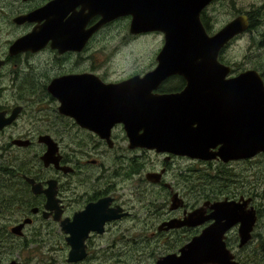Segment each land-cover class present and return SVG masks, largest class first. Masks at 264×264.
<instances>
[{
  "label": "water",
  "instance_id": "1",
  "mask_svg": "<svg viewBox=\"0 0 264 264\" xmlns=\"http://www.w3.org/2000/svg\"><path fill=\"white\" fill-rule=\"evenodd\" d=\"M209 2L211 0H54L27 17L28 21L41 24L18 39L10 51L15 54L37 51L48 42L60 53L76 51L102 25L128 16L130 35L152 32L163 35L164 46L156 57V67L142 77L134 76L119 84L105 86L106 94L95 88L98 83L91 80L96 79L93 75L55 80L49 92L61 102L59 113L72 116L86 129L101 133L104 139H108L107 127L110 133V129L120 123L130 144H139L156 152L205 162L219 160L225 164L249 159L264 152V84L254 70L227 79L230 68L217 62L218 52L232 37L244 32L248 22L241 16L209 37L200 22L201 10ZM93 16H100V20L86 29ZM176 75L186 83L180 92L154 93L165 80ZM88 86L97 91H81L87 96H83L85 102L77 106V88ZM89 103L91 107H86ZM135 105H140V110L133 113L124 110L125 106ZM79 106L83 110L90 109L93 116L104 114L109 120L100 122L93 117L90 121L80 118L76 109ZM14 111L8 119L1 115L0 129L12 122L19 110ZM43 141L52 145L42 161L46 166L48 163L57 164L53 159L55 145L48 137ZM150 176L157 179L159 175ZM27 181L34 192L49 195L46 208L51 210L56 202V183L48 182L50 189L43 191L40 184ZM172 201V206L176 207L177 203L174 199ZM248 204L249 200L242 198L240 201L206 202L185 214L182 220L164 223L161 227L168 225L167 229H170L199 227L213 221L177 253L160 256L155 264H237L227 248L225 234L238 224L240 247L247 244L255 223V211L252 208L246 210ZM206 209L210 210L209 214ZM109 210V221L126 216L121 209ZM91 212L88 209L75 214L72 222H62L69 235L66 242L71 247L68 263L84 260L87 255L84 242L88 233L103 230V222L97 230L81 229L79 224L89 221ZM59 217L57 212L54 219L59 220Z\"/></svg>",
  "mask_w": 264,
  "mask_h": 264
},
{
  "label": "flooded vegetation",
  "instance_id": "2",
  "mask_svg": "<svg viewBox=\"0 0 264 264\" xmlns=\"http://www.w3.org/2000/svg\"><path fill=\"white\" fill-rule=\"evenodd\" d=\"M52 1L54 0H0V118L2 115L3 119H8L12 116L13 112H15V109L16 111L19 110L11 123L0 129V152L11 151V162L13 161L12 163L15 164V167H6V165H3V156L0 155V264H27L26 260L19 252L29 253L32 251L34 247L33 239L32 244H30L31 235H28V232L31 230L29 227L34 226L37 219L39 220L37 225L40 227L49 222L56 225L57 232L62 241L61 246L64 252L63 259L65 264H85L89 259H91L90 249H95L96 246H98V243H95L97 238L99 240L104 239L105 236L108 235L109 229L122 222L123 218L129 219L133 217V212H130V209L136 207L135 204L131 205V207H127L121 203H117L115 194L111 192L114 188V182L111 178L112 174H109L110 156L122 157V159L117 160L120 162V167L121 164L125 165V169L122 172L124 182L127 180L130 183L138 182V188L135 189L138 197L135 198V203H139L145 212V215H141L142 211L139 210L140 216L153 219L154 217L166 218L168 216L178 214L177 212L170 211L171 202L165 201L163 203L164 200L160 201L161 196H163L164 193H166L167 198V194L172 197V191L174 192L173 188L166 183L163 184L162 189L160 185H158L160 182H165V180H163L164 176L162 177V180L158 182L161 175H159L156 179L155 177L150 176V174H159V172L147 175L143 174V172L145 171V168L151 164L153 160L152 156H157L158 154H164L165 162H161V165H163L166 170L170 169V172L177 163L188 161V158H183V156L174 155L172 153L156 152L155 150L146 149L139 144H130L125 128L120 123L115 124L110 129V133L108 130L109 128H105L108 133V139H104L100 136L101 133L99 134L96 131H91L88 128L86 129L72 116L61 115L59 113L61 102L57 97L55 98L49 92V87L55 80L67 76L93 75L96 79L91 78V80L98 83L94 85L95 88L101 89L104 91L103 93L106 94L107 92L104 89L105 86L109 84H119L133 78L136 75L142 77L145 73L149 72L130 74L120 79H108V75L99 73L97 69H95L91 59L88 57V53L92 50V44L97 41V34L103 29H106L114 24L124 21L129 22L130 20L127 17H121L110 23L108 22L102 25L89 37L87 42H85L82 47L76 48L78 49L76 51H66L60 53L57 49L51 46L50 42L37 51H26L17 54L10 51L11 47L18 39L28 35L36 26L41 24L36 21H28L27 17ZM215 1L216 0H211L201 13V22L208 36H213L216 33H211L204 20V13L208 6ZM253 5L255 6L256 4L252 3L251 6ZM79 9L80 7L77 8V11H79ZM99 20L100 16H93V18L87 23L86 29L94 26ZM255 26L256 23L249 20L248 28L244 32L239 33L237 37H234L235 40L244 34L252 33V28ZM234 38L229 40V42L234 40ZM260 39H264V34ZM224 47H222L218 52L217 62L221 65L228 66L229 64L225 62V59H223L222 56V54H225L226 52ZM253 49L254 47L251 48V50ZM45 56L49 59V63H43L42 58ZM23 58L31 60V63L29 64L32 67H30V71L28 72L26 69L19 67L20 61ZM68 62L69 64H66ZM86 62H89L90 66L82 67ZM42 65L47 67V69L41 70L38 68V66ZM229 67L230 74L227 79L241 74L238 72L237 74H234L236 71L235 66V69H232L230 65ZM56 68H58V70ZM250 70H254L258 72V74L260 72L259 76L262 80L264 79V77L262 78L264 72H262L259 68L252 67ZM50 73L54 74V76L50 78L46 84L43 83L46 81ZM174 79L180 80L179 86L181 87H179V90L173 92H179L186 84L183 78L175 76L170 77L164 83L168 84ZM100 82L102 84H100ZM41 83L43 84L41 87L42 90L40 91H42L43 94L46 93L47 97L52 100V103L56 104V106L58 105L56 110L57 114L55 113V116L58 121H62L61 124L54 126L49 125L50 117L49 115H46V113L47 111L52 112V106L48 104L47 109L44 101H49L46 100L44 96H41L38 92H36V87L41 86ZM163 84L157 88L155 93H170L161 92L159 90ZM77 90L79 91L76 100L77 106L78 104L81 106L85 102L82 100V97L87 96L82 95L81 91H97L89 86L87 88H77ZM97 100L100 101L98 97ZM139 106H125L124 110L128 113L138 111L140 110ZM38 107H41L42 109L39 110ZM86 107H91V104L89 103ZM76 109L79 110L77 111L80 113V118L85 117L88 121L93 120V118H96L100 122H107L109 120H107V117L103 116L104 114L102 116H93L89 111L90 109L83 110L81 107ZM22 121L25 122L26 125L36 124L34 127H39V130L35 132H31L29 130L27 132L18 133L15 136L10 135L8 136V143L3 146L1 140L2 135L9 128L12 129L17 127ZM62 124H65V126ZM53 127L57 129V132H54V130L50 131ZM47 137H50L49 139L54 141H51L56 148L53 159L57 160V164H55L56 162L50 164L48 163L46 166L45 162L42 161V157L50 150L49 145L51 143L48 145L43 141V139ZM21 150L26 153L34 152L32 159L28 160L22 158V156L19 155ZM262 158H264V152H260L249 158L250 160L248 162L256 163ZM117 168L113 174L118 176L120 172L117 171ZM165 169L163 168L160 170L159 168L160 172H163ZM27 179L33 180L35 184H40L43 191L50 189L48 182L56 183V193L54 196L56 202L52 204L51 210L46 208L49 195H46L44 192H34L32 185L27 181ZM72 179H78V181ZM151 180H155L157 183H154ZM67 185H73L74 187L73 194L75 198L72 205H70L66 200V194H63V192L69 193L66 189ZM253 188L254 186L252 185L251 189ZM7 192L8 194H6ZM139 196H141L140 198L142 200L138 199ZM127 200L133 201L129 199ZM140 201H143V203ZM89 205H92L88 208L92 212L88 216L89 221L79 224L82 226L81 229L84 230L92 228L97 230L101 224L100 222H103V230L101 233L96 231H90L88 233L84 242L86 248L85 252L87 254L84 260L77 263H68L67 258L71 247L66 242V238H68L69 235L65 233L66 229L64 230L62 222L64 220L72 222L74 215L87 212V206ZM169 206L170 210L168 208ZM183 207L184 204L180 208L182 209L181 216L173 219L168 218L169 221L177 219L182 220L185 217V214L200 208L198 206L197 208H192L191 210L186 211V206L184 209ZM72 208H75L73 212ZM109 209H121V213H125L127 216L109 221ZM208 210L209 209H206L207 214L210 213V210ZM57 212L60 214L59 220L54 219ZM45 214L47 217H45ZM169 221H165L158 226L157 233H155V236L152 237L153 240H158L159 236L162 234L168 235L172 232L167 229L168 225L161 227L164 223ZM207 225L208 223L197 228L204 229ZM258 226L259 220L255 213V223L251 231L249 241L250 244L255 241L260 242L264 240V235L256 233ZM234 228H236V226H232L231 230ZM181 229L183 230L184 228ZM166 230L170 232L165 233ZM138 234H140L139 231ZM228 234L229 231L225 234L226 237ZM124 236L116 235L115 239ZM92 237L95 238V242L90 241ZM119 241L121 242H118V244L125 243L128 240L120 239ZM58 248V246L56 249L51 246L47 248L49 256L53 257V255L56 254L55 250ZM19 255L23 257L22 260H20L21 257ZM96 256L100 260L109 259V250L103 249L102 251H98L96 252ZM17 260L19 261L17 262ZM238 263L243 264L239 259ZM51 264H54L52 259Z\"/></svg>",
  "mask_w": 264,
  "mask_h": 264
},
{
  "label": "rangeland",
  "instance_id": "3",
  "mask_svg": "<svg viewBox=\"0 0 264 264\" xmlns=\"http://www.w3.org/2000/svg\"><path fill=\"white\" fill-rule=\"evenodd\" d=\"M252 3L256 5L251 6ZM241 16L246 17L247 22L250 18L253 19L256 26L252 28V33L244 34L236 40L234 37H237L238 34L235 35L233 37L234 40L230 41L224 47L226 52L222 54L223 59H225V62H227L232 69L236 68L234 74L250 70L252 67H257L264 72V39H260L264 34V0H216L211 3L205 11L204 20L211 33L214 34L229 23L239 19ZM128 19L130 20V18ZM129 25L130 21H124L100 31L97 34V41L92 44V50L88 53V57L91 59L95 69H97L99 73L108 75V79H120L130 74H140L152 70L156 65V57L164 46V37L161 33L133 36L129 34ZM252 47H254L253 50H251ZM42 59L43 63L50 62L46 56ZM29 63H31V60L23 58L20 61L19 67L26 69L28 72L30 71V67H32ZM66 64H69V62ZM89 66V62H86L82 67ZM38 68L41 70L47 69V67L43 65L38 66ZM56 69L58 70V68ZM53 76L54 74L50 73L43 83L46 84ZM263 77L264 75H262V78ZM43 83H41V86L36 87V92L49 101H44L47 109L48 104L52 106V112L47 111L46 113V115L50 117L49 125L54 126L61 124L62 121H58L55 116L58 105L56 106V104L52 103V100L47 97L46 93L43 94L42 91H40L42 90L41 87ZM167 86L172 87L168 88ZM179 87L181 86H176V84L169 82L168 84L164 83L159 90L165 92L173 91ZM38 108L39 110L42 109L41 107ZM35 125L36 124L26 125V123L22 121L17 127L12 129L9 128L2 135V145L4 146L8 143V136L10 135L15 136L18 133L27 132L29 130L31 132L39 130V127H34ZM62 125L65 126V124ZM53 130L57 132V129L54 127L50 129V131ZM51 141L54 142L53 140ZM33 154L34 152L26 153L21 150L19 155L24 159L30 160ZM0 155L3 156L4 159L3 165L10 168L15 167V164L12 163L13 161L11 162V151L0 152ZM152 157L153 160L151 164L145 168L143 174L147 175L159 172V174H150L161 175L158 182H160L164 176L163 180H165V182H160L158 185H160L162 189L163 184L166 183L173 188L174 192L172 191V197L167 194V198L166 193H164L160 201L164 200L163 203L165 201L171 202V210L170 206L168 207L169 210L177 212L178 214L166 218L154 217L153 219L140 216L139 210L142 211L141 215H145V212L139 203H135V198L138 197L135 190L138 188V182L130 183L128 180L124 182L122 172L125 169V165L121 164L120 167V162L117 160L122 159V157L110 156L109 174H112L111 178L114 182V188L111 192L115 194L117 203H121L127 207H131V205L135 204L136 207L130 209V212H133V217L129 219L123 218L122 222L109 229V233L104 239L99 240L97 238L96 242L94 237L90 239V241L98 243V246H96L95 249H90L92 258L85 264H155L159 256L177 253V250L181 246L186 245L194 236H197L198 233L200 234L202 229L184 226L180 228H170L168 230L172 232L167 230L165 232H170L168 235L162 234L159 236L158 240H153L152 237L157 233V228L161 223L169 221L168 218L173 219L181 216L182 209L180 208L183 204L184 207L186 206V211H188L198 206L202 207L206 202L223 201L224 199L240 201L241 198L243 200H249L246 210L253 208L259 220L256 233L264 235V158L259 159L256 163L248 162L250 159H246L234 162L231 161L232 163L228 162L229 164H222L221 161L218 162L219 160L210 162L199 161V163L196 162L197 160L187 159L188 161L177 163L170 172V169L166 170L165 167L161 165V162H165L164 154H158ZM116 168L117 171L120 172L118 176L113 174ZM159 168L160 170L164 168L166 173L165 170L160 172ZM192 173L197 174V178H188V175ZM72 180L78 181V179ZM73 185L66 186L69 193L63 192V194H66V200L70 205L73 204L75 198L73 194ZM252 185L254 186L253 189H251ZM215 193H218L219 197H216ZM6 194H8V192ZM140 197L141 196H139L138 199H141ZM211 198H214V200H211ZM127 199L133 201H128ZM173 199L177 203L176 207L172 206ZM140 202L143 203V201ZM74 210L75 208H72V212ZM38 223L39 220L37 219L36 224L29 227L31 229L28 232V235H31L29 243L32 244L33 239L34 245L32 251L29 253H19L22 254L27 264H51V259L54 264H65L63 259L64 252L61 246L62 241L57 232L56 225L49 222L40 227L37 225ZM212 223L213 221H210L208 225ZM237 226L229 232L226 238L227 248L233 255V261L237 264H239L238 259L240 262L242 261L243 264H264V240L260 242L255 241L250 244L249 239L247 245H243L245 247L242 246L243 248H239L240 239ZM181 228L184 229L182 230ZM138 231L140 234H138ZM116 235L125 236L115 239ZM118 239H127L128 241L118 244V242H121ZM50 246L55 249L57 246L59 247L55 250L56 254L53 255V257H50L47 251V248ZM103 249L109 250V259L100 260L97 258L96 252L102 251ZM23 257H21L20 260H22ZM18 261L19 260H17V262Z\"/></svg>",
  "mask_w": 264,
  "mask_h": 264
},
{
  "label": "trees",
  "instance_id": "4",
  "mask_svg": "<svg viewBox=\"0 0 264 264\" xmlns=\"http://www.w3.org/2000/svg\"><path fill=\"white\" fill-rule=\"evenodd\" d=\"M250 21L251 22H253V19H251L250 18ZM179 81L180 80H177V79H174V80H171L170 81V83H173V84H176V86H179L180 85V83H179ZM173 86V85H172ZM172 86H170V87H172ZM168 87V86H167ZM170 87H168V88H170ZM177 90H179V88H176L175 90H173V91H177ZM173 91H166V92H173ZM161 92H165V91H161ZM197 174H189L188 175V178H192V179H195V178H197ZM216 194V197H219V194L218 193H215ZM211 200H214V198H211Z\"/></svg>",
  "mask_w": 264,
  "mask_h": 264
},
{
  "label": "bare ground",
  "instance_id": "5",
  "mask_svg": "<svg viewBox=\"0 0 264 264\" xmlns=\"http://www.w3.org/2000/svg\"><path fill=\"white\" fill-rule=\"evenodd\" d=\"M221 121H223L221 118H220Z\"/></svg>",
  "mask_w": 264,
  "mask_h": 264
}]
</instances>
